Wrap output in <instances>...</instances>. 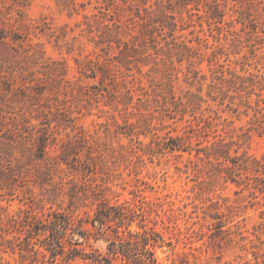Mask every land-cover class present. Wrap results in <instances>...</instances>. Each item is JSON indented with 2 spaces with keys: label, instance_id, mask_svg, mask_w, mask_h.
<instances>
[{
  "label": "rangeland",
  "instance_id": "1",
  "mask_svg": "<svg viewBox=\"0 0 264 264\" xmlns=\"http://www.w3.org/2000/svg\"><path fill=\"white\" fill-rule=\"evenodd\" d=\"M212 143L264 164V0H0V264H60L18 249L55 213L86 258L264 264V175L231 182ZM102 202L120 228L89 223Z\"/></svg>",
  "mask_w": 264,
  "mask_h": 264
},
{
  "label": "trees",
  "instance_id": "2",
  "mask_svg": "<svg viewBox=\"0 0 264 264\" xmlns=\"http://www.w3.org/2000/svg\"><path fill=\"white\" fill-rule=\"evenodd\" d=\"M165 147L174 150L177 147V140L170 139ZM40 151L43 152V149H40ZM202 151L208 163L213 165L212 160H215L216 164L220 165L217 166L219 171L225 172L231 182H236L235 177H239L243 172L264 175V164L262 162L245 156L233 159L226 158L220 144L212 143L211 146L205 147ZM221 159L223 161H220ZM184 173H188L187 170ZM252 188L255 189L257 186H252ZM126 216L123 208L109 206L107 202H102L96 216L89 223L99 232L110 222L118 221L116 225L117 228H120ZM24 222L25 224L21 223L22 229L17 230L23 236L26 234L24 237L25 248L23 249L22 244H19L18 248L21 257H23L22 252L24 250L28 253L30 251L35 252L33 245L39 243L45 252L42 253L43 258H48L51 263H57L60 260V264H71V261L81 258L83 261L90 259L91 262L87 264H155L153 253L148 248L154 244L147 238L138 239L142 241L112 240L107 245L106 255L94 253L86 258V255L81 256L83 251L79 246L89 240L90 232L85 230L81 220L74 221L65 214L55 213L52 218H45L35 222L26 220ZM33 240L35 241L33 242ZM97 240L99 238L95 237L94 241ZM11 250L14 252L15 249L11 248ZM33 254L37 255L38 252Z\"/></svg>",
  "mask_w": 264,
  "mask_h": 264
}]
</instances>
